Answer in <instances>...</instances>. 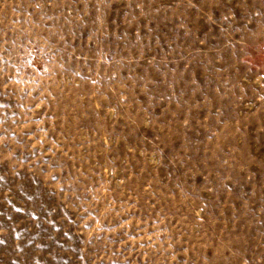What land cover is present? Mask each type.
<instances>
[{
    "label": "rangeland",
    "instance_id": "obj_1",
    "mask_svg": "<svg viewBox=\"0 0 264 264\" xmlns=\"http://www.w3.org/2000/svg\"><path fill=\"white\" fill-rule=\"evenodd\" d=\"M0 264H264V0H0Z\"/></svg>",
    "mask_w": 264,
    "mask_h": 264
}]
</instances>
